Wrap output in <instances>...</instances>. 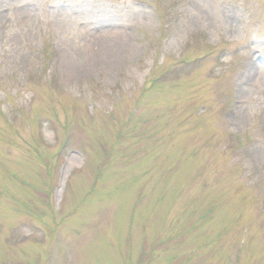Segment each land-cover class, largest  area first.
Listing matches in <instances>:
<instances>
[{
    "label": "rangeland",
    "instance_id": "rangeland-1",
    "mask_svg": "<svg viewBox=\"0 0 264 264\" xmlns=\"http://www.w3.org/2000/svg\"><path fill=\"white\" fill-rule=\"evenodd\" d=\"M260 62L264 0H0V264H264Z\"/></svg>",
    "mask_w": 264,
    "mask_h": 264
},
{
    "label": "bare ground",
    "instance_id": "bare-ground-1",
    "mask_svg": "<svg viewBox=\"0 0 264 264\" xmlns=\"http://www.w3.org/2000/svg\"><path fill=\"white\" fill-rule=\"evenodd\" d=\"M254 64V63H253ZM258 69H261V70H263L264 71V62H260V64H254V70L255 71H257ZM255 71H252V73L254 72L255 73ZM71 72H75V69L73 68V67H71V69L69 70V75H72L73 73H71ZM263 73V72H262ZM261 73V74H262ZM257 73H255V75H256ZM264 124V123H263Z\"/></svg>",
    "mask_w": 264,
    "mask_h": 264
}]
</instances>
